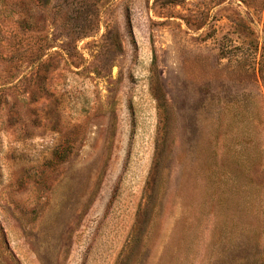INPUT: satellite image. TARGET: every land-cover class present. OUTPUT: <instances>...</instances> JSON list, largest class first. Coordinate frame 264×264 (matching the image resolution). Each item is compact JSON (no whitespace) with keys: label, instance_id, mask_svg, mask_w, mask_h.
I'll list each match as a JSON object with an SVG mask.
<instances>
[{"label":"rangeland","instance_id":"rangeland-1","mask_svg":"<svg viewBox=\"0 0 264 264\" xmlns=\"http://www.w3.org/2000/svg\"><path fill=\"white\" fill-rule=\"evenodd\" d=\"M0 264H264V0H0Z\"/></svg>","mask_w":264,"mask_h":264}]
</instances>
